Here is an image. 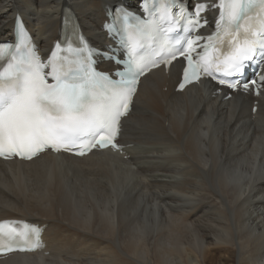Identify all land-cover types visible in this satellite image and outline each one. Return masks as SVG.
<instances>
[{"label":"bare ground","instance_id":"6f19581e","mask_svg":"<svg viewBox=\"0 0 264 264\" xmlns=\"http://www.w3.org/2000/svg\"><path fill=\"white\" fill-rule=\"evenodd\" d=\"M137 3L0 0V41L21 17L44 51L77 20L110 54L117 45L105 21ZM182 67L142 80L123 153L0 161V221L25 220L44 234L39 253L0 264H264V98L226 100L207 84L179 93ZM101 68L119 69L105 60Z\"/></svg>","mask_w":264,"mask_h":264},{"label":"snow or ice","instance_id":"6c2138e0","mask_svg":"<svg viewBox=\"0 0 264 264\" xmlns=\"http://www.w3.org/2000/svg\"><path fill=\"white\" fill-rule=\"evenodd\" d=\"M210 7L218 10L214 32L207 37L192 35L207 24L201 13ZM180 19L173 17L167 0L150 20L124 14L129 53L116 80L95 71L84 48L69 47L68 55L54 51L47 62L42 61L27 46L17 21L20 44L15 51L0 46V157L30 160L46 150L85 155L97 146L118 148L121 118L129 111L139 78L148 71L183 57L187 66L180 89L201 75L235 89L237 84L224 77L241 73L246 62L257 57L264 59V0L197 4L194 15L187 18L189 35L176 47L170 33ZM243 87L247 90L248 84ZM25 229L0 223V252L34 250V243L20 247L30 243Z\"/></svg>","mask_w":264,"mask_h":264},{"label":"rangeland","instance_id":"374dc122","mask_svg":"<svg viewBox=\"0 0 264 264\" xmlns=\"http://www.w3.org/2000/svg\"><path fill=\"white\" fill-rule=\"evenodd\" d=\"M138 4V3H137ZM25 19V18H24Z\"/></svg>","mask_w":264,"mask_h":264}]
</instances>
